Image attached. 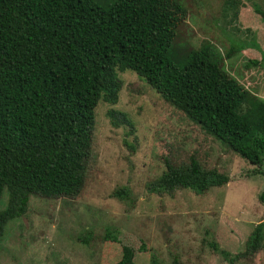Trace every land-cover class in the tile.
Segmentation results:
<instances>
[{
    "label": "trees",
    "instance_id": "1",
    "mask_svg": "<svg viewBox=\"0 0 264 264\" xmlns=\"http://www.w3.org/2000/svg\"><path fill=\"white\" fill-rule=\"evenodd\" d=\"M254 7L264 21V11ZM186 17L180 0H0V200L7 192L0 243L8 223L27 212L31 196L75 199L80 194L95 109L99 102L118 103L120 73L136 74L225 148L262 167L264 100L222 64L251 49L262 58L245 68L264 67L263 50L254 37L241 40L217 23L228 42L223 55L209 44L178 49L177 29ZM107 116L114 127H133L124 112L109 110ZM165 165L149 192L186 189L203 195L229 182L194 157L178 167ZM114 197L126 201L130 192L125 187ZM262 227L255 226L239 254L209 246L228 264L251 260L264 249ZM102 240L119 242L111 233ZM133 259L134 251L124 246L116 264H135Z\"/></svg>",
    "mask_w": 264,
    "mask_h": 264
},
{
    "label": "rangeland",
    "instance_id": "2",
    "mask_svg": "<svg viewBox=\"0 0 264 264\" xmlns=\"http://www.w3.org/2000/svg\"><path fill=\"white\" fill-rule=\"evenodd\" d=\"M180 1L187 17L177 29L178 49L209 44L223 55L228 42L217 23L241 40L254 37L264 52V21L254 11L255 5L264 11V0ZM261 58L256 50L247 49L222 66L264 100V67L245 68L248 61ZM119 77L118 103L99 102L95 109L91 155L80 194L75 199L31 196L25 215L6 226L0 264H116L124 246L134 251L135 264H172V259L179 264H228L209 243L239 254L258 224L263 225L264 242V156L258 169L164 101L136 74ZM109 110L124 112L132 129L111 125ZM190 157L204 169L225 174L229 182L203 195L186 189L149 192L148 185L166 171V163L178 167ZM255 170L262 175L252 174ZM125 187L130 199L114 197ZM6 203L4 192L0 210ZM106 233L119 242H104ZM236 264H264V249Z\"/></svg>",
    "mask_w": 264,
    "mask_h": 264
}]
</instances>
